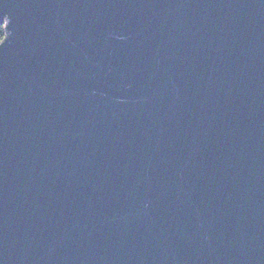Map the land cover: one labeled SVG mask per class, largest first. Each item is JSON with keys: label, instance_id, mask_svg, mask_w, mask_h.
Masks as SVG:
<instances>
[{"label": "water", "instance_id": "95a60500", "mask_svg": "<svg viewBox=\"0 0 264 264\" xmlns=\"http://www.w3.org/2000/svg\"><path fill=\"white\" fill-rule=\"evenodd\" d=\"M0 24V264H264V0Z\"/></svg>", "mask_w": 264, "mask_h": 264}, {"label": "trees", "instance_id": "16d2710c", "mask_svg": "<svg viewBox=\"0 0 264 264\" xmlns=\"http://www.w3.org/2000/svg\"><path fill=\"white\" fill-rule=\"evenodd\" d=\"M6 31L3 24H0V42L5 38Z\"/></svg>", "mask_w": 264, "mask_h": 264}, {"label": "snow or ice", "instance_id": "6c2138e0", "mask_svg": "<svg viewBox=\"0 0 264 264\" xmlns=\"http://www.w3.org/2000/svg\"><path fill=\"white\" fill-rule=\"evenodd\" d=\"M4 17L2 18V21H3ZM9 24H10V21H9Z\"/></svg>", "mask_w": 264, "mask_h": 264}]
</instances>
